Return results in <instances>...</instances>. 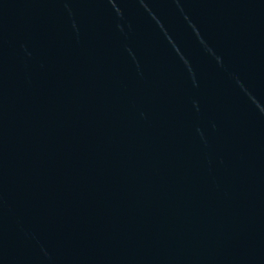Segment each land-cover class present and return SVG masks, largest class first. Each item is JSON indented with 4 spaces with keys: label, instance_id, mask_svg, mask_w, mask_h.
Instances as JSON below:
<instances>
[{
    "label": "water",
    "instance_id": "1",
    "mask_svg": "<svg viewBox=\"0 0 264 264\" xmlns=\"http://www.w3.org/2000/svg\"><path fill=\"white\" fill-rule=\"evenodd\" d=\"M0 264H264V0H0Z\"/></svg>",
    "mask_w": 264,
    "mask_h": 264
}]
</instances>
